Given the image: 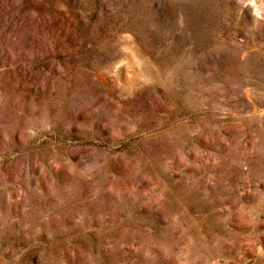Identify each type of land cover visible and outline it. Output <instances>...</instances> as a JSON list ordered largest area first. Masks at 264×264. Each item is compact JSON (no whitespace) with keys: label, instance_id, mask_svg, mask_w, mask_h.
Returning a JSON list of instances; mask_svg holds the SVG:
<instances>
[{"label":"rangeland","instance_id":"obj_1","mask_svg":"<svg viewBox=\"0 0 264 264\" xmlns=\"http://www.w3.org/2000/svg\"><path fill=\"white\" fill-rule=\"evenodd\" d=\"M0 264H264V0H0Z\"/></svg>","mask_w":264,"mask_h":264}]
</instances>
